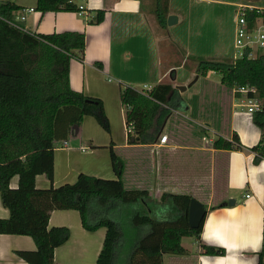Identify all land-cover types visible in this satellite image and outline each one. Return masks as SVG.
I'll return each instance as SVG.
<instances>
[{
  "label": "trees",
  "instance_id": "obj_1",
  "mask_svg": "<svg viewBox=\"0 0 264 264\" xmlns=\"http://www.w3.org/2000/svg\"><path fill=\"white\" fill-rule=\"evenodd\" d=\"M17 9L9 1H0V197L9 211L7 218H0V233L32 237L35 250L15 251L30 264H60L54 262V248L67 240L69 230L65 226L49 227L50 213L55 209H75L85 229L105 228L95 264H163L164 254L170 256L169 264H193L192 255L181 239L192 237L198 241L203 220L197 228L189 226L190 199L208 203L199 186L204 181L209 183L211 163L210 209L227 205V201L221 200L226 188L227 153L242 147L237 134L232 133L230 138L218 135L209 147L225 152L221 157L212 156L208 148L199 145L198 136L191 133L192 126L180 130L179 123L185 119L173 114V110L183 104L179 90L171 83L158 82L147 92L126 85L120 89V101L128 106L124 112L128 143L137 146L155 143L164 122L172 116L171 128L166 134L168 141H181L191 147L180 148L181 153L172 156L171 164L176 174H182L183 181L191 184L190 192H162L158 200L151 199L143 181L123 180L126 166L129 178L134 177L130 166L133 156L124 154L123 157L121 149L118 151L112 143L109 152L117 178L81 172L73 183L37 188L38 174L53 182L56 143L66 141L74 125L85 115H91L109 130L108 120L100 98L75 91L69 85L71 59L82 61L84 57V34L77 31L41 34L17 28L8 22L14 20ZM35 9L41 12L78 10L70 0H37ZM102 14L97 11L89 22L100 21ZM167 14L168 0H156V21L162 29L166 28ZM190 58L195 62L197 74H220L218 93L214 96L219 108L229 103L226 106L229 113L231 102L227 98L230 99L231 89L254 87L255 94L249 95L261 98L262 107L250 118L254 125L264 128V54L243 56L234 62L202 56ZM183 65L186 68V62ZM235 97H240V93ZM222 117L223 114L219 115L217 125L228 134V120L223 123ZM182 136L189 139L184 142L180 139ZM249 151L254 153V162L264 158V136ZM14 175L18 176V184L12 188L10 179ZM198 246L207 254L225 253L222 247L201 243ZM257 264H264V239Z\"/></svg>",
  "mask_w": 264,
  "mask_h": 264
},
{
  "label": "crops",
  "instance_id": "obj_2",
  "mask_svg": "<svg viewBox=\"0 0 264 264\" xmlns=\"http://www.w3.org/2000/svg\"><path fill=\"white\" fill-rule=\"evenodd\" d=\"M0 1H9L18 6L14 19L21 27L34 33L49 34L63 31L83 33L85 36L84 57L82 61L71 59L69 64V85L75 91L82 92L87 96L100 98L103 102L104 111L108 116H110L112 107L118 110L124 122L123 133L120 138L109 139L100 136L99 138L101 139H97L96 133L93 131V128L97 130L93 120L94 117L85 115L79 124L72 127L66 141L56 143L53 182L51 183L45 175L38 174L35 177V186L37 188H46L51 184L57 186L66 182L73 183L81 172L97 177L113 178L111 177L113 168L111 159H109V145L112 143L115 149H117V146L122 149L123 157L124 154L133 156L130 166H132L134 177L129 178L130 172L126 166L125 174L123 175L124 181L128 180L132 183H135L136 180L143 181V184L148 188L149 197L153 200H158L162 192L180 193L169 190L168 187L171 186V183H168L172 180V174H176L174 164H171L172 156L181 153L180 148L184 150L191 146L183 145L181 141L170 143L169 139H167L166 144H159V137L151 145L137 146L129 144L124 111L120 103V89L123 86H132L144 92L142 88L134 85L136 81L131 78L132 71L139 61L144 58L149 59L150 55L154 72L157 74L156 82L169 81L167 83L171 82L172 84L177 81V75H179L174 71L184 67L183 64L190 54L178 44L183 54V60L180 65L175 63L167 66L163 73L158 71L160 62L154 27L156 0H147L148 3L150 2L147 4V10L143 0H70L77 7L78 5H83L85 10L82 15L74 10H48L41 12L35 9L37 0ZM223 2L232 6L253 5L264 8V0H225ZM26 8H33V11L27 12L25 19L21 20L19 17ZM99 10L103 12L102 19L98 22H89L94 19L96 12ZM170 14H174L177 19L171 25L166 23V27L168 26L166 29L178 22L182 16L173 9L172 0H168L167 16ZM150 46L151 50L149 49ZM189 73L192 76L195 73V67ZM169 75L171 76L170 79L168 78ZM183 75H180V79L184 78ZM177 82L184 84L182 80ZM157 83H154V85ZM172 85L174 86V84ZM152 86H148L146 89H150ZM239 103L240 97L232 95L231 111L227 118L229 133L222 132L218 133V135L230 138L231 134L235 132L239 141H243L246 144L248 143L247 140L252 137L248 136V134L254 131L252 130L253 122L250 116L245 114L244 108L238 105ZM174 113H178V111L174 110ZM206 124L208 125L209 123L206 122ZM210 142H212L211 138ZM206 148L211 151L212 156L218 154L221 157L222 153L225 152L221 150L215 151L209 146ZM155 150L157 153H161L165 160L163 161L162 170L156 176L151 174L153 170L151 162L153 160L150 158ZM235 153L240 155L242 159L241 161L239 160L237 169H240L243 175L244 172L247 174L250 170L255 178L259 173V168L251 164L254 162V153L249 151L243 154L242 151L238 150ZM235 153H232V151L227 153L230 156L229 165H234L235 159H233V156ZM260 160H262L264 167V158ZM232 166L230 168V176ZM263 167L261 168L262 185L264 183ZM177 176L179 179L181 178L180 174ZM153 181L159 188L155 189L154 193L152 192ZM256 182L258 183L259 181L256 180ZM17 184L18 176L14 175L10 179V186L15 188ZM242 186V183L238 186L232 185L230 179L228 180L226 176V188L221 200L227 201V205L210 209V199L208 203H204L206 205V214L203 219L200 238L196 241L194 238L189 237L190 247H185L192 255L190 258L193 259V264L258 263V252L264 239V196L261 187H256V195L252 193L250 187H243L244 190L240 194V201L238 202L235 197H231L233 196L231 190ZM245 193H249L250 197L246 198L244 196ZM8 216L9 211L2 205L0 197V218H7ZM48 226H65L69 230L67 240L54 248L53 259L55 263L95 264L105 236V228L85 229L81 224L79 212L74 209L53 210L50 213ZM199 243L222 247L225 249V253L223 255L204 253L198 246ZM35 249V242L28 235L0 233V264H30L18 256L15 251H33ZM169 257L168 254L163 255V264H169Z\"/></svg>",
  "mask_w": 264,
  "mask_h": 264
},
{
  "label": "rangeland",
  "instance_id": "obj_3",
  "mask_svg": "<svg viewBox=\"0 0 264 264\" xmlns=\"http://www.w3.org/2000/svg\"><path fill=\"white\" fill-rule=\"evenodd\" d=\"M223 1L225 0H172V7L177 12H179L182 16L178 22L165 29L160 28L157 21L155 22V32L157 36V49L159 54V68L158 71L163 73L166 70V67L183 60V54L180 50V46H182L188 53H190L186 58V68L183 67L181 69H176L175 73L177 75V81H183L184 84H180L177 81L173 82L174 87L176 85H185L186 88L182 91L179 90L178 94L182 100L183 106L178 111V116H181L185 119V121H180L179 119H175V121H180L179 125H182L180 130H184L185 127L192 126L191 133L196 134L198 137L199 145L202 148H206L210 146V138L215 140L218 133H225V131L221 130L217 125V121L219 119V115L223 114L222 120L223 123L226 122L227 117L229 115V111H227V104L222 106L223 108H219L220 104L217 101V97L214 94L218 93L217 87L220 81V74L216 72H209L205 76L197 74L196 72L191 76L189 71L191 69L194 70L195 62L190 58L193 55L204 56L208 59H231L233 54V26H234V18L237 6L227 5ZM145 9L147 10V0H143ZM167 23V22H166ZM169 30V31H168ZM166 34V35H165ZM174 40H173V39ZM180 46H179V45ZM151 50V46L149 48ZM140 56V55H139ZM147 57V56H146ZM155 61V57H154ZM152 57L149 55V59L144 58L139 61L138 64L135 65L134 70L132 71V79H135V84L137 87L142 88L144 92H147L149 89H146L148 86L154 85L156 82L157 74L154 72V67L152 66ZM190 69V70H187ZM184 74L182 79H180V75ZM186 76V77H185ZM188 76V77H187ZM170 75L168 78L170 79ZM179 77V78H178ZM166 78V77H165ZM165 81V80H164ZM174 81V80H173ZM169 82V81H165ZM171 83V82H170ZM213 90V94H211ZM231 94L230 99L227 98L231 102ZM121 103V102H120ZM122 104V103H121ZM113 105V104H112ZM222 105V104H221ZM122 109L125 112L128 107L122 104ZM174 111V110H173ZM224 111V112H223ZM231 111V106H230ZM123 112V114H124ZM106 114V113H105ZM107 116L108 120V129H105L102 125H100L95 118L94 124L97 128L93 131L96 133L97 139L100 136L109 138V139H117L120 138L123 133L124 122L122 120V116L118 110H115L113 107L111 108L110 116ZM172 116L166 119L162 126V133H168L170 131V123L172 121ZM226 118V119H225ZM209 123L208 125L206 124ZM178 124V123H177ZM252 133L248 134V136H252L250 140H247L248 143H244L243 141L240 143L242 147L237 149L238 151H242V153L249 152V148L256 144L261 136H264V128L257 127L252 124ZM237 134V133H236ZM188 136H182L184 142L187 141ZM179 139V140H180ZM77 142V141H76ZM170 142V141H169ZM177 142V141H176ZM244 143V144H243ZM118 151L121 148L119 146L116 147ZM122 150V149H121ZM187 150V149H185ZM237 150H231L232 153L237 152ZM230 151V152H231ZM230 154V153H229ZM211 156V155H210ZM231 156V154H230ZM228 155V173L227 178L230 179V183L232 185H240L242 183V187L230 189L233 196L236 200L240 201V194L243 192L245 187H250L252 193L256 195V187H261L262 193L264 196V183L261 184V176L263 167V162L260 160L259 162H253L255 166H258L259 173L254 176L248 171L244 175L241 174L240 169H237L239 162L242 160L240 155L233 156L234 165H229ZM153 162H151V167L153 168L152 173L155 176L158 175V172L163 168V161H165L161 155V153H157L155 150L152 153ZM110 159V154H109ZM180 159V157H179ZM181 160V159H180ZM240 160V161H239ZM232 166L231 176H230V168ZM151 169V168H150ZM176 172V170H175ZM182 172V171H181ZM212 173L213 168H211L210 163V181H204L203 184L199 186V191L201 192L204 199H210L212 193ZM264 174V167H263ZM178 174H172V180L168 183H171L169 190H173L176 192H190V185L187 181H183L182 174L180 175V179L177 176ZM200 175V174H199ZM153 176V175H152ZM105 178L104 176H101ZM113 178H117L118 174L114 170L112 171ZM107 178V177H106ZM154 183V184H153ZM152 192H155V189H159L155 182L153 181ZM239 183V184H237ZM244 187V188H243ZM154 189V190H153ZM160 197V195H159ZM231 199V198H229ZM75 210V209H74ZM263 226V225H262ZM104 228V227H102ZM105 230V229H104ZM189 237H184L182 241V245L186 248L190 247L188 242ZM133 243V242H132ZM129 249V248H128ZM167 259V258H166Z\"/></svg>",
  "mask_w": 264,
  "mask_h": 264
},
{
  "label": "built area",
  "instance_id": "obj_4",
  "mask_svg": "<svg viewBox=\"0 0 264 264\" xmlns=\"http://www.w3.org/2000/svg\"><path fill=\"white\" fill-rule=\"evenodd\" d=\"M77 13L84 14L83 5H78ZM33 11V8H26L20 15V19H25L27 12ZM11 25L24 29L16 20L8 21ZM26 30V29H24ZM264 54V8L253 5H238L235 12L233 26V54L230 59L234 62L243 56L255 57ZM240 93V105L244 108L245 114L251 116L255 111L262 107V99L255 94L256 89L252 86H240L231 89V95L235 96ZM128 107V106H127ZM159 144L167 143V135L161 134L158 139ZM246 198L250 197L245 193Z\"/></svg>",
  "mask_w": 264,
  "mask_h": 264
},
{
  "label": "water",
  "instance_id": "obj_5",
  "mask_svg": "<svg viewBox=\"0 0 264 264\" xmlns=\"http://www.w3.org/2000/svg\"><path fill=\"white\" fill-rule=\"evenodd\" d=\"M176 16L174 14H170L167 16V24L171 25L176 21ZM175 88L178 90H184L186 88L185 85H176ZM206 214V208L203 202L198 199L192 197L190 199L188 205V223L191 228H197Z\"/></svg>",
  "mask_w": 264,
  "mask_h": 264
}]
</instances>
